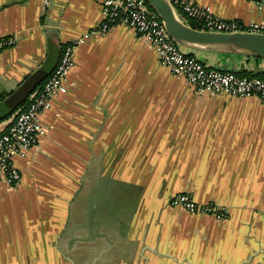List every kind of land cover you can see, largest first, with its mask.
<instances>
[{
    "label": "crops",
    "instance_id": "1",
    "mask_svg": "<svg viewBox=\"0 0 264 264\" xmlns=\"http://www.w3.org/2000/svg\"><path fill=\"white\" fill-rule=\"evenodd\" d=\"M193 1L224 19L264 18L250 0ZM100 2L0 0V37L15 38L0 50V133L43 81L13 111L6 98H21L40 67L50 74L62 45L97 25ZM182 49L208 66L264 69ZM144 53L157 58L121 24L76 46L67 91L39 116V144L14 159L20 181L0 183V264H264V98L139 88L122 70ZM178 192L227 216L173 206Z\"/></svg>",
    "mask_w": 264,
    "mask_h": 264
},
{
    "label": "built area",
    "instance_id": "2",
    "mask_svg": "<svg viewBox=\"0 0 264 264\" xmlns=\"http://www.w3.org/2000/svg\"><path fill=\"white\" fill-rule=\"evenodd\" d=\"M177 14L181 13L201 24L200 30L215 32H255L264 34V18L260 21L242 22L214 15L209 6L193 0H170ZM51 0H43L48 5ZM259 10H264V0H250ZM101 19L63 47L59 60L40 86L35 88L25 107L13 113L7 128L0 133V183L15 185L21 173L14 163L15 157H25L39 144L44 127L39 119L47 111L52 99L67 91L69 72L74 65V51L78 44L92 35H104L114 25L134 29L153 47L159 61L170 71L183 77L190 85L209 95L226 94L230 97L257 95L264 98V79L241 76L231 70H220L204 64L194 54L185 52L168 34L162 20L148 9L146 0H101ZM180 12V13H179ZM183 20V19H182ZM15 43L12 36L0 37V50ZM170 204L190 213L208 214L217 219L227 216L225 207L213 203H199L188 193L171 196Z\"/></svg>",
    "mask_w": 264,
    "mask_h": 264
},
{
    "label": "water",
    "instance_id": "3",
    "mask_svg": "<svg viewBox=\"0 0 264 264\" xmlns=\"http://www.w3.org/2000/svg\"><path fill=\"white\" fill-rule=\"evenodd\" d=\"M148 6L162 20L169 36L182 48L218 51L264 57V34L255 32H215L192 28L177 14L170 0H146ZM44 67L33 71L20 85L21 98L10 94L5 102L15 110L28 94L42 81Z\"/></svg>",
    "mask_w": 264,
    "mask_h": 264
},
{
    "label": "rangeland",
    "instance_id": "4",
    "mask_svg": "<svg viewBox=\"0 0 264 264\" xmlns=\"http://www.w3.org/2000/svg\"><path fill=\"white\" fill-rule=\"evenodd\" d=\"M133 61L131 65H123L122 71L127 73L128 77L130 73L132 84H137L139 88L190 87V84L184 78L173 74L167 66L163 65L151 53H144L142 59H133Z\"/></svg>",
    "mask_w": 264,
    "mask_h": 264
},
{
    "label": "trees",
    "instance_id": "5",
    "mask_svg": "<svg viewBox=\"0 0 264 264\" xmlns=\"http://www.w3.org/2000/svg\"><path fill=\"white\" fill-rule=\"evenodd\" d=\"M147 6H148V4H147ZM148 9L149 10H151L152 12H153V10L148 6ZM180 13V12H179ZM181 15V17H182V19H183V21L186 23V24H188L189 26H191L192 28H196V29H201L202 27H201V24L198 22V21H196V20H194V19H191V18H188L187 16H185L184 14H180ZM66 44V43H65ZM65 44H63L62 46H64ZM190 54H192V53H190ZM247 56V58L249 59V58H252L253 60H255V61H261V60H264V57H261V56H253V55H246ZM202 61V60H201ZM203 62V61H202ZM204 63V62H203ZM212 67H215V66H212ZM215 68H218V69H220V70H231V69H224V68H219V67H215ZM231 71H233V72H235V73H237V74H239V75H241V76H248V77H260V78H263L264 79V69H262V70H255V71H253V70H249V71H247V70H231ZM45 79V78H44ZM44 79L42 80V81H44ZM5 94H2V95H0V98H2L3 96H4ZM28 102V101H27ZM23 106H25V105H23Z\"/></svg>",
    "mask_w": 264,
    "mask_h": 264
}]
</instances>
